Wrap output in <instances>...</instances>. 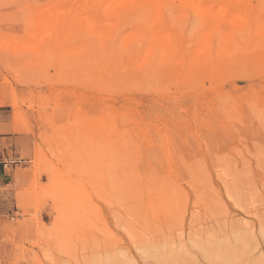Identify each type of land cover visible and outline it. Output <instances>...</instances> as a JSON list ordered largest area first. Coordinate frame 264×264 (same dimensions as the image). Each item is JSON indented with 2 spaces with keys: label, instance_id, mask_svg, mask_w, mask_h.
<instances>
[{
  "label": "rangeland",
  "instance_id": "1",
  "mask_svg": "<svg viewBox=\"0 0 264 264\" xmlns=\"http://www.w3.org/2000/svg\"><path fill=\"white\" fill-rule=\"evenodd\" d=\"M73 1L0 0V264H264V0Z\"/></svg>",
  "mask_w": 264,
  "mask_h": 264
},
{
  "label": "crops",
  "instance_id": "2",
  "mask_svg": "<svg viewBox=\"0 0 264 264\" xmlns=\"http://www.w3.org/2000/svg\"><path fill=\"white\" fill-rule=\"evenodd\" d=\"M14 113V109H5L4 105L0 104V209L5 202L6 205L16 203L13 199L15 175L21 165H13L9 160L21 159L19 153L22 154L24 141L27 138L16 122Z\"/></svg>",
  "mask_w": 264,
  "mask_h": 264
},
{
  "label": "bare ground",
  "instance_id": "3",
  "mask_svg": "<svg viewBox=\"0 0 264 264\" xmlns=\"http://www.w3.org/2000/svg\"><path fill=\"white\" fill-rule=\"evenodd\" d=\"M76 1V0H75ZM75 1H73V2H75ZM80 1V0H79ZM149 1H152V2H155V3H158V2H162V1H167V0H149ZM170 1V0H169ZM199 1V0H198ZM200 1H202V0H200ZM77 2V1H76ZM81 2V1H80ZM148 2V0H109V1H107V2H103L102 0H97L96 2L94 1V5L93 4H91V8H92V5H93V9L91 10L92 12L95 10V8H96V10H100V9H104L105 10V14L106 15H111V14H116V15H120L122 12H125V11H127V12H130V11H128L129 10V8L132 6V7H144V6H146V3ZM170 2H172V1H170ZM209 2H211V1H209ZM214 2V1H213ZM224 2H227L228 3V0L227 1H225L224 0ZM231 2H233V1H231ZM237 2V1H236ZM71 3V2H70ZM86 3H88V2H86ZM163 3V2H162ZM166 4H167V2H165ZM164 3V4H165ZM196 3H197V1H196ZM207 3V2H206ZM219 3H221L220 5H222V2H219ZM226 3V4H227ZM230 3V2H229ZM89 4V3H88ZM87 4V5H88ZM205 4V3H204ZM210 4V3H209ZM208 4V5H209ZM78 5H79V2H78ZM83 5V4H82ZM247 5V4H246ZM90 6V5H89ZM211 6V5H210ZM210 6H208V7H210ZM217 6V5H216ZM224 6V5H223ZM236 6V4L234 5V7ZM103 7V8H102ZM180 7V6H179ZM178 6H177V8H179ZM220 7H222V6H220ZM226 7V6H225ZM237 8H239V6L237 5L236 6ZM83 8V7H82ZM90 8V7H89ZM227 8V7H226ZM244 8V7H243ZM248 8V7H247ZM53 9V8H52ZM215 9H216V7H215ZM255 9V8H254ZM66 10V9H65ZM131 10V9H130ZM188 10V9H187ZM207 10V9H206ZM213 6H212V8H209V13H211V12H213ZM220 10V9H219ZM222 12H221V10L220 11H217V12H215V13H213L214 15H212V17L213 18H220V19H222V20H224V16H225V14H227V13H229V12H231V8L229 7V9L227 8V9H225V8H223L222 7ZM235 10H236V8H235ZM234 9H233V11H235ZM238 10V9H237ZM239 10H240V8H239ZM54 11V10H53ZM84 11H86V10H84ZM90 11V10H89ZM62 12V11H61ZM68 12H70V11H68ZM98 12V11H97ZM101 12H103V11H101ZM132 12H134L133 11V8H132ZM159 12V11H158ZM242 12V11H241ZM240 12V13H241ZM247 12H248V10H247ZM246 12V13H247ZM51 13V12H50ZM57 13V12H56ZM60 13V12H59ZM71 13V12H70ZM74 13V12H73ZM89 13V12H88ZM99 13V12H98ZM239 13V12H238ZM238 13H237V15H238ZM245 13V14H246ZM90 14V13H89ZM97 13L95 12V14L94 15H96ZM103 14V13H102ZM185 14V13H184ZM235 14V13H234ZM242 14V13H241ZM59 15V14H58ZM159 15V14H158ZM218 15H221V16H218ZM236 15V16H237ZM65 16H66V14H65ZM64 16V17H65ZM76 16V15H75ZM103 16H105L104 14H103ZM239 16H240V14H239ZM72 17V16H71ZM86 17H87V15H86ZM89 17H91V15H89ZM100 17L102 18V16L100 15ZM130 17V16H129ZM156 17V16H155ZM231 17V16H230ZM229 17V18H230ZM66 18V20L68 21V19H67V17H65ZM88 18V17H87ZM105 18H106V16H105ZM121 18V17H120ZM123 18V17H122ZM121 18V19H122ZM159 18H160V15H159ZM235 18H237V17H235ZM239 18V17H238ZM247 18V17H246ZM70 19V18H69ZM76 19V18H75ZM86 19V18H85ZM91 19V18H90ZM103 19H104V17H103ZM157 19V18H156ZM212 19V18H211ZM227 19V18H226ZM52 20H54V19H52ZM59 20V19H58ZM86 20H88V19H86ZM93 20V19H92ZM113 20H114V18H113ZM118 20V19H117ZM231 20V19H230ZM233 20V19H232ZM55 21H56V19H55ZM60 21V20H59ZM62 22H64V20H61ZM60 21V22H61ZM66 21V22H67ZM80 21H83V17H82V20L80 19ZM111 21V20H110ZM148 21V20H147ZM151 21V20H150ZM89 22V21H88ZM100 21H98V23H99ZM108 22V21H107ZM119 22V21H118ZM117 22V23H118ZM209 22H210V20H209ZM77 23L79 24V21H77ZM90 23H92L91 21L89 22V23H87L86 22V26H88L89 25V28L91 27V24ZM97 23V24H98ZM102 23V22H101ZM111 23V22H110ZM110 23H108V24H110ZM115 23V22H114ZM139 23H140V21H139ZM151 23V22H150ZM211 24H212V21L210 22ZM215 23V22H214ZM65 24V22L63 23V25ZM71 24V23H70ZM75 24H76V22H75ZM93 24V23H92ZM100 24V23H99ZM113 24V23H112ZM111 24V25H112ZM116 24V23H115ZM72 25V24H71ZM74 25V24H73ZM208 25V24H207ZM210 25V24H209ZM208 25V26H209ZM103 26V25H102ZM149 26V25H148ZM211 26V25H210ZM209 26V27H210ZM79 27V26H78ZM97 27H98V25H97ZM142 27H143V25H142ZM224 27V26H223ZM91 28H93V26L91 27ZM106 28H107V23H106ZM161 28V27H160ZM56 29L57 28H55V32H56ZM93 29H95V28H93ZM104 30H106L105 29V27L103 28ZM102 29V27H101V30H103ZM109 29V28H108ZM108 29H107V31H108ZM113 29V28H112ZM115 29V28H114ZM164 29H166V28H163V29H160V32L163 30L164 31ZM58 30V29H57ZM92 30V29H91ZM96 30V29H95ZM139 29L137 28V30H136V32L138 31ZM149 30V29H148ZM154 30H156V32H157V30H159V28H155ZM223 30V29H222ZM46 31V30H45ZM97 31H98V29H97ZM110 31V30H109ZM135 31V30H134ZM167 31H169V30H167ZM113 32V31H112ZM115 32V31H114ZM140 32V31H139ZM138 32V33H139ZM160 32H158L159 34H160ZM166 32V31H165ZM165 32H164V35H162V37L164 36L165 37ZM227 32V31H226ZM51 33V32H50ZM59 33V32H58ZM57 32H56V34H58ZM72 33V32H71ZM74 33V32H73ZM90 33H91V31H90ZM93 33H96V32H93ZM108 33V32H107ZM132 33V32H131ZM155 33V32H154ZM167 34H170L169 32H166ZM80 34V33H79ZM134 34V33H133ZM229 34V33H228ZM52 35V34H51ZM59 35V34H58ZM42 36V35H41ZM44 36V35H43ZM42 36V37H43ZM47 36V35H46ZM76 36V35H75ZM129 36V35H128ZM127 36V37H128ZM130 36H131V34H130ZM158 36H160V35H158ZM167 36V35H166ZM169 36V35H168ZM191 36V35H190ZM100 37H101V35H100ZM154 37H156V36H154ZM229 37V36H228ZM57 38V37H56ZM56 38L54 37V39L55 40H52V43L53 42H56ZM81 38V37H80ZM98 38V37H97ZM108 38V37H107ZM106 38V39H107ZM110 38H112V35H111V37ZM109 38V39H110ZM170 38V37H169ZM175 39H176V37H174ZM214 38V37H213ZM59 39V38H58ZM57 39V40H58ZM147 39V38H146ZM168 39V38H167ZM166 39V40H167ZM60 40V39H59ZM83 40V39H82ZM99 40V39H98ZM114 40V39H113ZM143 39L141 38V40L140 41H142ZM156 40V39H155ZM172 40H174L173 38H172ZM178 40V39H177ZM107 41H110V40H107ZM209 40H207V42H208ZM214 41V40H213ZM59 42V41H58ZM111 42L113 43V41L111 40ZM115 42V41H114ZM168 42H170V41H168ZM171 42H173V41H171ZM178 42V41H177ZM210 42V41H209ZM37 43V42H36ZM73 43H74V41H73ZM96 43H98V42H96ZM212 43V42H211ZM57 44V43H56ZM60 44V43H59ZM62 44V43H61ZM109 44V43H108ZM65 45V44H64ZM99 45V44H98ZM103 45V44H102ZM153 45V44H152ZM156 45H157V43H156ZM165 45V44H164ZM205 45V44H204ZM50 46V45H49ZM55 46V45H54ZM160 46H161V44H160ZM159 46V47H160ZM215 46V45H214ZM92 47V46H91ZM96 47V46H95ZM110 47H112V49H113V46L111 45ZM117 46H115V48H116ZM131 47H133V46H131ZM153 47V46H152ZM170 47V46H169ZM205 47V46H204ZM155 48V47H154ZM161 48V47H160ZM164 48V47H163ZM105 49V48H104ZM103 50V49H102ZM110 50V49H109ZM117 51H118V49H116ZM104 51V50H103ZM132 51V50H131ZM130 51V52H131ZM102 52V51H101ZM110 52H112V51H110ZM126 52V51H125ZM145 52V51H144ZM147 52H148V50H147ZM160 53H162V52H160ZM107 54V53H106ZM111 54V53H110ZM114 54V53H113ZM117 54H119V51H118V53ZM129 54V53H128ZM213 54V53H212ZM264 54V53H263ZM262 54V55H263ZM51 55V54H50ZM80 56V55H79ZM151 56V55H150ZM100 57V56H99ZM107 57V56H106ZM118 57V56H117ZM146 57V56H145ZM144 57V58H145ZM252 57V56H251ZM184 58V57H183ZM99 59V58H98ZM113 59H114V57H113ZM118 59V58H117ZM100 61H102L101 59H99ZM111 60V59H110ZM118 60H121V59H118ZM146 60H147V58H146ZM180 60V59H179ZM215 61V60H214ZM218 61V60H217ZM223 61V60H222ZM263 61H264V59H263ZM120 63L122 62V64H124L123 62L124 61H119ZM119 62H118V64H119ZM202 63V62H201ZM259 63V62H258ZM109 64V63H108ZM155 64V63H154ZM216 64V63H215ZM102 64H100V66H101ZM125 65V64H124ZM149 65V64H148ZM165 65V64H164ZM171 65V64H170ZM115 66V65H114ZM152 66V65H151ZM173 66V65H172ZM175 66V65H174ZM204 66V65H203ZM211 66V65H210ZM234 66V65H233ZM116 67H118L117 66V63H116ZM116 67H114L115 69H114V71H117V68ZM120 67V66H119ZM168 67V66H167ZM193 67L194 66H192V69H193ZM195 67H197L196 65H195ZM201 67V66H200ZM101 68V67H100ZM189 68V67H188ZM211 68V67H210ZM227 68V67H226ZM152 69V68H151ZM154 69V68H153ZM178 69V68H177ZM149 70H150V68L148 69V71L145 69V71H147L148 73H149ZM155 70V69H154ZM173 70V69H172ZM111 71V70H110ZM131 71V70H130ZM109 72V71H108ZM118 72H120V71H118ZM127 72V71H126ZM154 72V71H153ZM159 72V71H158ZM170 72V71H169ZM104 73V72H103ZM114 73H116V72H114ZM114 73L112 74V75H114ZM131 73H133V72H131ZM130 74V73H129ZM137 74V73H136ZM138 75V74H137ZM110 76V75H109ZM115 76H117L116 77V79L118 80V75H115ZM114 76V77H115ZM108 77V76H107ZM125 77V76H124ZM151 77V76H150ZM153 78V77H152ZM115 79V78H114ZM116 79H115V82H116ZM123 80H125V78H122ZM135 79V78H134ZM142 79V78H141ZM156 79V78H155ZM121 80V79H120ZM138 80H139V78H138ZM145 81H146V79H144ZM99 81V80H98ZM101 81V80H100ZM113 81V80H112ZM122 81V80H121ZM144 81V82H145ZM143 82V83H144ZM214 82V81H213ZM112 83V82H111ZM124 83V82H123ZM194 83V82H193ZM102 85H103V83H101ZM106 84V83H105ZM116 84V83H115ZM120 84H122L121 82H120ZM119 83L117 84L118 86L120 85ZM129 84V83H128ZM127 84V85H128ZM125 85V84H124ZM126 85V86H127ZM133 85V84H132ZM142 85V84H141ZM104 86V85H103ZM106 86V85H105ZM112 87H116L115 85L114 86H112ZM143 87V86H142ZM101 88V87H100ZM106 88H107V86H106ZM127 88V87H126ZM147 88H149V87H147ZM113 89V88H112ZM119 88L117 87V92L119 91L118 90ZM104 90V89H103ZM109 90H110V88H109ZM114 90V89H113ZM163 90V89H162ZM111 91V90H110ZM132 91V90H131ZM257 104H256V102H255V106H256ZM252 106H254V105H252ZM257 108V107H256ZM253 112V111H252ZM260 112V111H259ZM116 113V112H115ZM107 114V113H106ZM253 115V114H252ZM109 117V116H108ZM249 117H251V116H249ZM264 117V116H263ZM108 120H110V118L108 119ZM102 121V120H101ZM112 122V121H111ZM113 123V122H112ZM111 124V123H110ZM114 124V123H113ZM112 124V125H113ZM262 124H264V123H262ZM104 125V124H103ZM112 125H109V126H112ZM115 125V124H114ZM104 128H106L105 127V125H104ZM108 129H111V128H108ZM103 130V129H102ZM111 131V130H110ZM118 138V137H117ZM120 142V141H119ZM107 144V143H106ZM104 148V147H103ZM103 148H102V150H103ZM68 151V150H67ZM120 152V151H119ZM122 152V151H121ZM170 153V152H169ZM122 154V153H121ZM95 163V162H94ZM96 173H99L98 172V170L96 171ZM91 174V173H90ZM125 180V179H124ZM97 185V184H96ZM118 189V188H117ZM147 200V198L145 199V201ZM103 201V200H102ZM108 202V201H107ZM150 202V201H149ZM110 203V202H109ZM146 203V202H145ZM75 206V205H74ZM149 206V205H148ZM125 207V206H124ZM154 207V206H153ZM169 207V206H168ZM160 208V207H159ZM62 210V209H61ZM148 210H149V208H148ZM147 210V211H148ZM256 210V209H255ZM64 211H65V209H64ZM62 212V211H61ZM84 212V211H83ZM95 212V211H94ZM112 213V212H111ZM155 213V212H154ZM153 213V214H154ZM169 216H171V215H169ZM82 217V216H81ZM65 223H67V222H65ZM171 225V224H170ZM133 227V226H132ZM93 229V228H92ZM168 230V229H167ZM109 236V235H108ZM173 236V235H172ZM167 237V236H166ZM155 239V238H154ZM96 242V241H95ZM114 242V241H113ZM84 244V243H83ZM84 249V248H83Z\"/></svg>",
  "mask_w": 264,
  "mask_h": 264
}]
</instances>
